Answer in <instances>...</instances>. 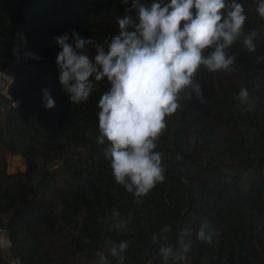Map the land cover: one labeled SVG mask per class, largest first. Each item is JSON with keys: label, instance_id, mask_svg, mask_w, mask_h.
Listing matches in <instances>:
<instances>
[{"label": "trees", "instance_id": "1", "mask_svg": "<svg viewBox=\"0 0 264 264\" xmlns=\"http://www.w3.org/2000/svg\"><path fill=\"white\" fill-rule=\"evenodd\" d=\"M237 2L247 20L226 50L234 64L216 72L202 65L193 77L199 94L193 86L179 93V107L165 117L167 129L156 142L165 180L136 197L115 182L108 141L97 142V104L111 85L97 83L88 102L73 105L59 83L60 48L53 39L75 30L103 43L118 34L116 17L132 0H0V69L9 65L4 58L11 59L20 27L40 56L17 67L10 92L21 107L0 118V232L12 241L9 250L0 249V264L16 258L20 264H101L99 253L107 264H173L162 260L159 247L176 245L183 228L191 229L187 259L264 264V18L256 12L259 0ZM251 33L255 52L243 46ZM44 89L55 100L52 110L42 102ZM241 89L249 92L246 103L237 99ZM8 155L25 157L27 170L8 174ZM205 221L211 244L196 238ZM165 226L171 231L163 233ZM121 242L128 245L122 261L109 251Z\"/></svg>", "mask_w": 264, "mask_h": 264}, {"label": "clouds", "instance_id": "2", "mask_svg": "<svg viewBox=\"0 0 264 264\" xmlns=\"http://www.w3.org/2000/svg\"><path fill=\"white\" fill-rule=\"evenodd\" d=\"M121 2L127 5L129 0ZM256 12L264 18V0H259ZM246 20L244 6L237 0L228 4L225 0H170L166 4L153 0L150 6L132 0L125 14L116 17L118 34L103 43L83 39L75 30L53 38L60 48L56 58L59 83L73 105L88 102L97 83L106 79L111 85L97 104L101 133L97 142L108 141L105 157L112 176L127 192L146 197L164 182L166 168L161 163L162 154L155 149L167 129L165 117L176 112L179 93L193 86L194 74L202 65L209 72L231 69L235 57L226 50L240 38ZM254 37L251 33L243 40L248 52L256 50ZM86 45L94 49L93 54L84 50ZM206 49L214 50L204 55ZM193 87L199 94V86ZM42 92L44 107L54 109V98L47 89ZM248 98V90L241 89L237 99L246 103ZM170 231L169 226L162 229L163 233ZM190 234V228H183L176 245L161 244L162 260L173 264L186 261L191 250L186 237ZM212 236L210 225L201 223L196 238L211 244ZM127 246V242L118 248L111 246L110 254L122 261L120 253ZM11 247V239L0 235V249ZM98 255L101 264H107L104 254ZM12 264H20L19 258Z\"/></svg>", "mask_w": 264, "mask_h": 264}, {"label": "built area", "instance_id": "3", "mask_svg": "<svg viewBox=\"0 0 264 264\" xmlns=\"http://www.w3.org/2000/svg\"><path fill=\"white\" fill-rule=\"evenodd\" d=\"M35 57L40 59L39 54L30 49L25 29L18 28L12 40L11 62L6 68L0 69V117L21 107L20 99L15 100L10 89L16 82L17 67L26 65L31 60H39Z\"/></svg>", "mask_w": 264, "mask_h": 264}, {"label": "rangeland", "instance_id": "4", "mask_svg": "<svg viewBox=\"0 0 264 264\" xmlns=\"http://www.w3.org/2000/svg\"><path fill=\"white\" fill-rule=\"evenodd\" d=\"M4 59H9V64L11 62L10 57L6 56ZM9 113L2 115L0 118L3 120L8 117ZM7 173L10 175H15L18 172H25L27 170V160L23 156H7ZM0 235H7L6 233L0 232ZM9 250V249H8ZM7 250H4V252ZM84 260L82 259V262ZM152 264V263H147ZM184 264H208L207 261L196 263L195 256L189 257Z\"/></svg>", "mask_w": 264, "mask_h": 264}]
</instances>
